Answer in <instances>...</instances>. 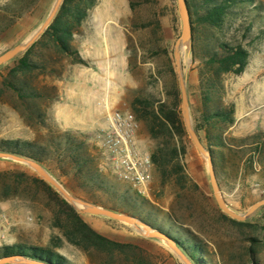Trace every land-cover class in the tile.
I'll return each instance as SVG.
<instances>
[{
	"label": "rangeland",
	"instance_id": "rangeland-1",
	"mask_svg": "<svg viewBox=\"0 0 264 264\" xmlns=\"http://www.w3.org/2000/svg\"><path fill=\"white\" fill-rule=\"evenodd\" d=\"M54 1L38 0L11 29L1 34L0 55L24 42L45 20ZM130 1L137 4L135 10L130 9ZM199 2L200 0H194L195 5ZM246 4L232 6L221 28L195 25L194 34L192 33L195 44L202 43L201 39H207L211 46L215 41L229 44L239 41L249 53L248 64L242 74H226L220 81L221 103L234 105V122L229 127L217 125V133L235 139L264 133V115H259V111L244 115L245 112L249 113L251 107L256 106H250L246 102V99L251 98L249 86L253 82L264 85V0H247ZM8 5H11V0H0V8ZM145 24L149 26L144 28ZM180 30L176 0L98 2L73 41V46L86 65L71 64L68 59L63 60L57 65L59 75L40 78V81L57 88L56 98L47 111V123L53 130L71 133L85 141L100 172L102 190L88 188L83 180L74 178L64 164L57 166L52 161L47 162L44 168L76 198L104 208H114L117 212L127 213L142 222L149 221L184 243V234L190 232L206 251V261L209 264H249L246 250L251 244V238L258 239L253 264H264V207L246 220L250 226H239L224 219L213 198L206 161L193 146L187 132L184 140L185 155L181 160L187 176L183 183L184 189L178 186L162 189L154 172L147 197L116 182L111 176L102 155L97 126L99 115L95 110V116H92L91 110L89 112V118L94 117L95 123L73 126L64 124L65 117L70 114L78 115L75 100L78 91L80 93L82 79L87 78L85 84L91 88V83L101 81L102 70L105 68L112 75L114 102L118 106L125 104L129 107L130 100L138 91L152 95L156 100L168 101V91L174 82L179 89L173 48ZM243 33L246 35L244 39ZM191 50L184 49L180 61L193 125L194 115L199 116L202 111V63ZM34 52L38 53V48ZM169 60L172 62L174 75L169 68ZM7 64L0 67V80L6 74L3 67ZM90 78L92 79L89 80ZM236 118H240V121L237 122ZM210 132L215 134L213 129ZM46 133L43 129L28 128L10 108L6 98L0 102V141H35L42 144ZM138 141L143 149L150 153L153 151L155 143L150 140L142 125L138 130ZM252 142H247L249 147L253 146ZM253 158L255 160L256 156ZM0 161V171L22 166L33 172L16 162ZM253 169L254 173L241 169L235 172L231 166L216 169L215 175L222 197L229 209L237 214L245 213L254 202L264 198V172L260 171L257 164L253 165ZM123 196L126 198L125 202L121 198ZM81 216L104 236L142 247L152 255L154 264H182L161 241L141 236L124 222L92 215ZM1 217H4L3 226L6 231L0 232V246L47 245L51 234L48 228L49 213L40 202H25L20 199L1 202ZM60 254L72 264H88L86 257L72 247L66 246Z\"/></svg>",
	"mask_w": 264,
	"mask_h": 264
},
{
	"label": "trees",
	"instance_id": "trees-1",
	"mask_svg": "<svg viewBox=\"0 0 264 264\" xmlns=\"http://www.w3.org/2000/svg\"><path fill=\"white\" fill-rule=\"evenodd\" d=\"M37 1L11 0V5L0 8V35L11 29ZM99 1L64 0L42 36L21 56L3 67L6 74L0 80V102L6 98L10 108L28 128L43 129L47 132L42 144L35 141L2 140L0 151L31 159L43 167L52 161H55L57 166L64 164L74 178L83 180L88 188L94 190H102V183L99 182L101 176L95 159L89 153L85 141L71 133L50 128L47 123V111L56 98L57 88L45 84L40 78L59 75L57 65L63 60L68 59L71 64L86 65L73 46V41ZM186 3L194 34L195 25L221 28L229 9L246 4L247 0H200L198 5L194 4V0H186ZM136 6L135 2H129L131 10H135ZM147 26L149 25L145 24L143 27ZM242 37L244 39L246 35L243 33ZM201 40L202 43L195 44L193 38L191 47L192 53L197 54L202 63V111L199 116L194 115L193 128L200 142L204 143V147L210 152L215 174L218 167L226 166H231L235 172L241 169L254 173V164L259 165L260 171L264 172V133L235 139L223 137L216 129L217 125L229 127L234 122V105L221 103V78L226 74H242L248 64L249 53L239 41L230 44L215 41L211 46L207 39ZM36 48L38 53L34 52ZM169 68L174 75L170 60ZM129 105L136 120L155 143L151 160L159 186L162 189L167 186L184 189L183 183L187 176L181 160L185 155L184 140L187 134L176 83L174 82L168 91V101L162 102L152 95L138 91ZM210 128L215 134H211ZM248 141H253V146L249 147ZM253 156H256L255 160ZM193 187L197 189L196 185ZM121 198L125 202V196ZM11 199L40 202L49 213L48 228L51 234L46 246H0L1 256L20 255L49 264H72L60 254L69 246L82 253L88 264H154L152 255L137 244L116 241L96 231L51 186L25 167L0 171V203ZM108 209L118 211L114 208ZM221 216L236 225L250 226L246 221L238 222L224 214ZM143 222L155 227L149 221ZM155 228L174 240L194 264H209L206 261V251L190 232L184 234V243L164 228ZM262 236L264 238V231ZM250 242L246 254L253 264L258 239L251 238Z\"/></svg>",
	"mask_w": 264,
	"mask_h": 264
},
{
	"label": "water",
	"instance_id": "water-1",
	"mask_svg": "<svg viewBox=\"0 0 264 264\" xmlns=\"http://www.w3.org/2000/svg\"><path fill=\"white\" fill-rule=\"evenodd\" d=\"M64 0H55L47 17L41 25L22 43L14 46L0 55V67L9 61L21 56L31 45H33L49 27L56 14L58 13ZM177 11L180 19V35L176 39L173 48V57L178 78V86L181 101V114L185 130L198 153L205 159L209 182L213 193V198L218 209L230 219L238 222H244L251 217L258 209L264 207V198L254 202L245 213L237 214L229 209L219 189V185L214 172L210 152L200 142L192 125L189 102L186 92V81L181 68L180 56L184 49L190 51L192 45L191 20L187 8L186 0H176ZM0 160H8L19 163L32 170L37 176L51 186L59 196L72 206L80 215H92L108 218L114 221L124 222L132 226L141 236L153 238L161 241L182 264H194L183 252L178 244L168 237L165 233L152 228L150 225L134 218L127 213H120L108 208H104L83 199L70 195L64 187L39 163L18 155L0 151ZM0 264H49L34 259H29L20 255L1 256Z\"/></svg>",
	"mask_w": 264,
	"mask_h": 264
},
{
	"label": "built area",
	"instance_id": "built-area-1",
	"mask_svg": "<svg viewBox=\"0 0 264 264\" xmlns=\"http://www.w3.org/2000/svg\"><path fill=\"white\" fill-rule=\"evenodd\" d=\"M101 81L91 83L95 94L93 108L99 115L98 132L105 165L113 179L142 196H149L154 165L151 153L138 141L140 123L130 107L114 102L115 88L109 69L102 70ZM4 217L0 232H5Z\"/></svg>",
	"mask_w": 264,
	"mask_h": 264
},
{
	"label": "crops",
	"instance_id": "crops-1",
	"mask_svg": "<svg viewBox=\"0 0 264 264\" xmlns=\"http://www.w3.org/2000/svg\"><path fill=\"white\" fill-rule=\"evenodd\" d=\"M90 70V69H89ZM90 78L89 80H91ZM83 84L81 85L80 93L78 91L77 100L75 103L77 104V116L74 114H70L69 116L64 118V124L73 126L80 123L87 125L88 122L95 123V118H89V112L92 111V116H95L93 101L95 98V94L91 91V88L85 84L87 78L82 79ZM249 96L251 98L246 99V102L249 103L252 109L248 112H245L244 115H248L253 113V111H259V115H264V85L261 86L258 83L253 82L252 86H249ZM82 91V92H81ZM247 95V94H245ZM236 121L239 122L240 118H236ZM77 122V123H76ZM2 161H0V164Z\"/></svg>",
	"mask_w": 264,
	"mask_h": 264
}]
</instances>
